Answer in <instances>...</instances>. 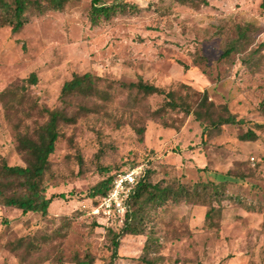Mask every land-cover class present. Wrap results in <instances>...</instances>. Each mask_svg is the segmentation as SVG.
Masks as SVG:
<instances>
[{
  "label": "rangeland",
  "instance_id": "374dc122",
  "mask_svg": "<svg viewBox=\"0 0 264 264\" xmlns=\"http://www.w3.org/2000/svg\"><path fill=\"white\" fill-rule=\"evenodd\" d=\"M202 1L101 0L118 12L93 26L92 0H70L63 11L31 17L19 32L0 28V159L9 166L24 164L18 136L47 122L43 110L61 107V90L74 76L102 78L100 89L111 97L70 99L76 123L62 128L65 138L51 157L55 181L48 178V196L63 198L46 217L0 207V264H73L88 255L93 264H141L147 236L123 237L112 260L111 236L92 229L90 214L91 189L137 166L164 185L175 178L208 186L207 202L215 201L214 185L224 193L218 233L203 228L204 206L149 209L145 229L159 244L149 256L155 264H264V129L253 126L264 122V51L252 55L264 43V0ZM240 31L248 42L238 39ZM233 43L237 50L223 58ZM140 77L166 90L180 83L207 90L248 125L204 130L191 116L180 131L164 128L154 117L163 97L121 86ZM135 127L145 128L142 141ZM248 130L256 141H240Z\"/></svg>",
  "mask_w": 264,
  "mask_h": 264
},
{
  "label": "trees",
  "instance_id": "16d2710c",
  "mask_svg": "<svg viewBox=\"0 0 264 264\" xmlns=\"http://www.w3.org/2000/svg\"><path fill=\"white\" fill-rule=\"evenodd\" d=\"M70 0H0V28L10 27L13 32H19L29 22L31 17L42 16L50 11H63ZM183 6L191 0H177ZM194 1V0H193ZM203 4H207L205 0ZM118 12V6H106L101 4V0H92L90 20L93 26H97L99 21L109 19L110 16ZM247 32L240 31L238 39L248 42ZM239 43H233L225 50L223 58H229L236 50ZM264 51V43H261L257 49L252 51L255 54ZM248 63L249 60H246ZM103 79L86 73L76 75L71 81L64 84L59 102L61 107L55 110L44 109L47 116V122L39 127L32 134L19 135L17 150L22 154V166H9L4 159H0V207L13 208L22 214L29 213L41 214L46 217L49 213L51 204L63 198L62 195L52 194L48 196L50 186L48 178L55 181L52 177L51 157L56 153L58 144L65 138L62 128L67 125H74L76 118L68 115L70 99L80 97L82 99H97L102 102L110 100V94L100 89L99 83ZM37 78L31 76V84H36ZM129 89L136 90L143 97L160 96L163 97L164 104L154 113L155 119L160 121L164 128L180 131L188 117L193 116L199 126L206 130L212 129L220 131L225 126H244L248 125L245 119L232 113L228 105H217L210 98L207 90L198 91L191 86L180 83L176 88L166 90L152 83L144 81L142 77L137 83L130 85H121ZM92 109L86 106H80V111L90 112ZM259 114L264 118V101L259 106ZM173 115L181 116L180 119L173 120ZM170 116L171 119H168ZM169 120V121H168ZM254 127L264 129V122H254ZM117 128L122 124L118 122ZM137 135L142 141L145 134V128L135 127ZM242 142L256 141L257 135L252 130H248L239 137ZM75 158L83 167V159L79 150H76ZM105 169L104 172L108 173ZM150 173L147 171L145 177L140 180L136 187L135 195L132 198V212L129 220L122 225L106 224L101 225L98 219L93 217L92 229L105 228L106 235L111 236L113 246L112 260L117 257V249L120 240L128 235L147 236L143 248V256L138 259L141 264H155L149 259L150 254L154 253L159 244L155 241L156 237L147 235L145 223L148 219V211L152 207L162 208L165 204L171 202L175 205H194L204 206L207 211L204 219V227L218 233L221 228L220 218L222 217L223 192L216 189L214 185V195L217 205L207 202L211 196L208 195V186L195 185L190 187L177 179H170L166 185L156 179H150ZM116 174L109 175L100 183L91 189L90 196L91 208L96 206L112 188ZM199 188H201L199 190ZM200 200V201H199ZM213 201V200H211ZM206 205V206H205ZM217 219V220H215ZM94 258L88 255L84 259H76L73 264H93ZM112 264V263H111Z\"/></svg>",
  "mask_w": 264,
  "mask_h": 264
},
{
  "label": "built area",
  "instance_id": "2783aa9c",
  "mask_svg": "<svg viewBox=\"0 0 264 264\" xmlns=\"http://www.w3.org/2000/svg\"><path fill=\"white\" fill-rule=\"evenodd\" d=\"M147 171L145 166H137L121 171L115 177L111 190L91 208V215L101 225H122L129 220L132 212V198L137 184Z\"/></svg>",
  "mask_w": 264,
  "mask_h": 264
}]
</instances>
